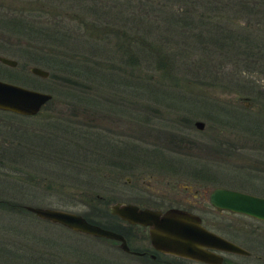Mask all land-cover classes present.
Masks as SVG:
<instances>
[{
	"label": "rangeland",
	"instance_id": "1",
	"mask_svg": "<svg viewBox=\"0 0 264 264\" xmlns=\"http://www.w3.org/2000/svg\"><path fill=\"white\" fill-rule=\"evenodd\" d=\"M3 1L0 21L13 12L8 35L27 45L0 79L51 97L34 115L0 109V199L105 221L112 200L203 199V225L249 251L221 264H264V220L207 201L216 186L264 196V0ZM96 194L106 201L94 211ZM20 206L0 204V264H142Z\"/></svg>",
	"mask_w": 264,
	"mask_h": 264
},
{
	"label": "water",
	"instance_id": "2",
	"mask_svg": "<svg viewBox=\"0 0 264 264\" xmlns=\"http://www.w3.org/2000/svg\"><path fill=\"white\" fill-rule=\"evenodd\" d=\"M0 62L8 66H15L17 63L16 59L2 55ZM28 70L42 78L49 74L47 69L37 65H29ZM50 97L49 92L0 79V109L22 115H34ZM194 125L201 129L203 121L196 119ZM208 202L218 210L241 213L264 220L262 195L216 186L208 193ZM22 207L41 219L61 224L75 231L116 238L120 240L119 246L127 250L121 234L87 221L79 212L32 204H22ZM108 209L129 222L147 225L150 241L162 251L211 264H220L222 261V255L214 250L238 254L249 253L239 244L203 226L197 214L184 209L169 207L161 213L158 210L120 201L110 203Z\"/></svg>",
	"mask_w": 264,
	"mask_h": 264
},
{
	"label": "flooded vegetation",
	"instance_id": "3",
	"mask_svg": "<svg viewBox=\"0 0 264 264\" xmlns=\"http://www.w3.org/2000/svg\"><path fill=\"white\" fill-rule=\"evenodd\" d=\"M5 1H8V3H11L12 0H5ZM2 2H4V1L2 0ZM2 2H0V3H2ZM10 15L11 16L7 15L8 18H5L4 22H2L3 20L0 21V55L7 56V57H10L9 54L12 51V49H11L12 47L19 45V44L27 45V43H15L13 41L12 34L9 37L8 34L13 33V29H14V26L12 25L13 12ZM15 50L18 51L17 49H15ZM20 52L21 53L24 52V55L27 56V53L25 54L24 49H23V51L21 50ZM0 63L4 64L2 62H0ZM10 112H12V111H10ZM20 115H22V114H20ZM195 190L196 189H194V192H197ZM140 196L144 197L145 198L144 200H147V201L154 200L151 198V196L149 194H147L146 196L145 195H140ZM85 199H87V202L89 203L90 206L93 207L94 211L102 210L101 207L105 205L104 201H106L103 199V197L99 196V194H96L94 199L89 198L87 196L85 197ZM197 199L198 198H195L192 201H187L186 203H178L176 206H168V207H163L161 204H152V203H144V202L140 203V202L132 201L129 199L128 200H121V199L120 200H112L110 202H107V204H106L107 210H108L109 214L112 216V219H113L112 221H105V220H103L102 215L98 216V214H92V211H91V215H89V213L88 214L80 213L87 221L95 223V224H97L103 228H107V229H110L112 231H115V232L121 234L123 239H124V242L127 246V250H124L119 246L120 240H118L116 238L103 237V236H93V235L82 233V232H78V233L89 236L90 238L100 239L101 242L105 243L106 245H110L111 247L119 250V252L129 254V255H133V256L139 258V260L142 264H189L186 261H183L182 259L198 261V262H202L205 264H211V263L203 262V261L196 260L193 258L180 256V255L173 254L170 252L162 251V250L156 248L152 244V242L150 241L148 231H147V225L129 222V221L121 218L120 216H118L114 213H111L108 209V205L112 202H115V201L133 203V204L137 205L138 207H147V208H150L152 210H158L161 213L169 207H177V208L184 209V210H187V211H190V212L197 214L200 217V223L203 225L201 215H199L198 213L193 211L194 207H201L202 206L203 199H200V200H197ZM207 201H208V195H207ZM14 202H16L17 204ZM0 204H5V205L9 204V205H16V206L21 205L22 206V203H20L19 201H14V200L7 201V200L0 199ZM97 206H101V207H97ZM211 207L214 208L212 205H211ZM214 209L218 210L216 208H214ZM95 217L98 219H96ZM138 227H141V229H138ZM214 251L220 253L221 255H222V252H229V251H220V250H214ZM231 253H233V252H231ZM225 261H227V260L222 255L221 263L225 262ZM229 263L230 264H236V263H232V262H229Z\"/></svg>",
	"mask_w": 264,
	"mask_h": 264
},
{
	"label": "trees",
	"instance_id": "4",
	"mask_svg": "<svg viewBox=\"0 0 264 264\" xmlns=\"http://www.w3.org/2000/svg\"><path fill=\"white\" fill-rule=\"evenodd\" d=\"M139 17V16H138ZM140 18V17H139ZM142 18V17H141ZM133 23H134V21H133ZM133 23H132V25H133ZM108 25L109 26H112V25H114V23H108ZM119 26L120 25H123V23L122 24H118ZM131 25V26H132ZM138 25V24H137ZM136 25V26H137ZM109 26H107V27H109ZM30 27V26H29ZM117 29H125V27H116ZM110 29H111V27H110ZM225 30H228V29H225ZM117 32H118V30H117ZM231 35V34H230ZM117 36L118 37H120L121 38V36H122V34H121V32H119L118 34H117ZM227 38V37H226ZM156 40H159L158 38H155ZM150 45L149 46H144V48L148 51V53H149V55H151L152 56V62L154 63L153 64V66H154V68L156 67V69L157 68H161V69H163L164 67H163V65H164V62H163V56H162V51L161 50H159V49H157L156 50V44L155 43H149ZM141 47H143V44L141 45ZM127 57V56H126ZM152 65V64H151ZM264 65V64H263ZM92 120H90V121H88V122H92L93 121V118H91ZM98 121H100V118H98ZM172 138H174L173 136H171ZM172 141H174L176 144V146H179V148L181 147L182 148V144H184V143H187V144H192V140L191 139H188L187 137H184V136H179L177 139H176V137L174 138V139H171ZM174 149H176V148H174ZM183 149V148H182ZM121 152V151H120ZM87 196V195H86ZM88 197V196H87ZM90 197V196H89ZM13 206V205H12ZM23 210H24V208L22 207V206H20ZM26 211V210H25Z\"/></svg>",
	"mask_w": 264,
	"mask_h": 264
}]
</instances>
